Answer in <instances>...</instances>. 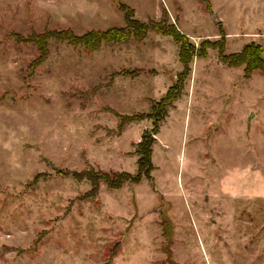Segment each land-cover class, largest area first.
I'll use <instances>...</instances> for the list:
<instances>
[{"label": "rangeland", "instance_id": "1", "mask_svg": "<svg viewBox=\"0 0 264 264\" xmlns=\"http://www.w3.org/2000/svg\"><path fill=\"white\" fill-rule=\"evenodd\" d=\"M120 4L204 52L156 135L172 38L43 59L25 40L123 27ZM251 46L264 68V0H0V264H264V72L226 63ZM143 134L150 178L89 199L79 173L135 175Z\"/></svg>", "mask_w": 264, "mask_h": 264}, {"label": "trees", "instance_id": "2", "mask_svg": "<svg viewBox=\"0 0 264 264\" xmlns=\"http://www.w3.org/2000/svg\"><path fill=\"white\" fill-rule=\"evenodd\" d=\"M120 11L124 14L125 25L123 27H113L105 31H91L83 35H76L71 30H44L37 34L28 36L25 40L36 47L38 57L44 58L50 42L66 44L73 48H83L86 53L98 51L103 46H113L128 42L142 43L149 33H155L161 36H167L179 46V64L182 67L181 72L177 74L175 83L167 90L158 103H163L164 107L157 108V104L151 107L149 119L152 123V132L156 135L162 120L165 118L167 108L180 98L183 91V82L188 78L189 66L195 57H202L204 52L195 48L188 41V38L176 28L173 24H168L166 18L162 17L159 21L141 22L134 18V12L129 7L120 4ZM253 52V53H252ZM252 58V59H251ZM233 59V58H232ZM239 62V64L237 63ZM259 47L244 49L239 55L234 57L233 61H228L229 65H246L250 71L259 70L264 72ZM251 66V67H248ZM139 72H135L134 76ZM139 117L123 118L120 127L136 121ZM129 121V122H127ZM154 140L143 134L140 142L135 147L137 157L135 175L127 172H102L86 171L82 174L84 180L90 184V191L87 193L89 199H93L99 190L100 185L106 186L109 190H119L126 184H139L143 179H149L153 171L152 166V146Z\"/></svg>", "mask_w": 264, "mask_h": 264}]
</instances>
